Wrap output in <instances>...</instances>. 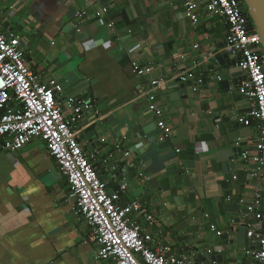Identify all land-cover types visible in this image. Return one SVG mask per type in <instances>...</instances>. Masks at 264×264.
Masks as SVG:
<instances>
[{
	"label": "crops",
	"instance_id": "obj_1",
	"mask_svg": "<svg viewBox=\"0 0 264 264\" xmlns=\"http://www.w3.org/2000/svg\"><path fill=\"white\" fill-rule=\"evenodd\" d=\"M7 8L16 9L13 13L23 17L6 21L1 12ZM79 13L84 15L77 16ZM200 16L198 23L193 24L176 0H0V32L6 35L13 28L18 38L35 37L39 45L47 48L46 54L39 55L32 47L25 58L42 83L51 79L58 81V75L40 63L43 56L52 57L54 65L57 61H66L71 71H79L85 79L94 81L92 89L98 101H92V106L79 114L78 136H87L86 131L95 122L105 120L116 108L127 110L129 115H142L146 119L144 124L153 122L147 134L150 140L154 133L158 134L157 124L162 121L172 131L170 138L177 139L176 145L155 151L148 145L138 144L139 141L127 142L118 148L119 141H116L112 149L125 157L128 164L138 161L137 172L145 178L159 170L182 168V162L191 163L195 177L210 195L222 179L221 172L211 170L215 163L211 159L214 141L219 134L217 122L228 125L224 113L212 114L217 106L208 89H213L219 81L221 71L213 57L219 52L217 46L225 42L227 27L218 17L204 13ZM109 23L113 25L111 30ZM67 25L77 29L73 44L68 43V36L63 32ZM133 61L151 68V73L135 76L131 68ZM212 66L215 71L210 70ZM186 70H192V80L197 84L204 76L208 89L202 85L187 88L186 100L170 101L173 90L169 91L168 87L175 82L170 81L166 90L155 96L159 116L150 112L145 94L150 90L151 81H168ZM69 99L63 92L56 93V101L65 114L69 113ZM237 104L236 111L241 112L237 117L246 116L251 102L244 99ZM257 136L258 124L253 122L250 136L246 138L248 145L243 148L245 153L253 150ZM80 143L89 162L98 165L100 155L89 149V141ZM246 164L248 172L239 174L238 180L247 181L252 187L242 191V199L250 201L255 194L263 193L264 180L252 161ZM106 190L111 189L106 187ZM122 191L131 203L145 204L154 216L152 225L142 217H132L143 231L152 235L155 248H167L171 254L184 257L169 239V230L181 220H170L163 207L151 205L131 191L123 188ZM71 199L67 180L49 158L41 140H33L14 152L1 153L0 264H110L97 259L98 245L90 240V229L77 214ZM245 222H248L246 217L240 218V225ZM203 231L201 227L200 236ZM207 231L217 236V232L224 233L225 227L218 223L217 228L211 225ZM231 238L235 239L234 233ZM239 249L244 254L241 263L254 264L248 252L256 247L251 244Z\"/></svg>",
	"mask_w": 264,
	"mask_h": 264
},
{
	"label": "built area",
	"instance_id": "obj_2",
	"mask_svg": "<svg viewBox=\"0 0 264 264\" xmlns=\"http://www.w3.org/2000/svg\"><path fill=\"white\" fill-rule=\"evenodd\" d=\"M176 1L193 24L204 13L220 18L227 27L224 50L236 57L237 66L245 73L240 94L251 102L250 111L239 117L238 122L244 126L258 124L254 148L243 159L252 161L264 180V55L259 37L248 30L247 13L240 10V0ZM107 26L113 29L112 23ZM24 50L15 34L0 32V154L20 150L36 139L45 143L49 158L67 180L77 214L90 229V240L98 245V260L110 264H194L186 257L174 256L167 248H155L152 235L143 231L132 217H142L148 225L155 223L145 204L133 202L123 207L119 196L106 190L78 136L79 114L90 107L89 103L69 99V113L65 114L56 101V93L60 92L57 81L42 83L26 62ZM131 68L137 77L151 73V68L134 61ZM192 78V70H186L168 81H151L145 94L148 110L159 116L155 104L157 92L165 91L170 81L184 83ZM157 127L162 131L161 140L171 137L172 131L164 122L159 121ZM240 203H245L249 216L244 223L248 228L246 238L257 243L256 249L248 253L254 264H264V192Z\"/></svg>",
	"mask_w": 264,
	"mask_h": 264
},
{
	"label": "water",
	"instance_id": "obj_3",
	"mask_svg": "<svg viewBox=\"0 0 264 264\" xmlns=\"http://www.w3.org/2000/svg\"><path fill=\"white\" fill-rule=\"evenodd\" d=\"M239 8L247 13L248 30L258 35L264 55V0H240ZM15 10L7 8L1 14L6 21L20 20L23 16L14 14ZM9 30L14 34L13 28ZM18 30L19 28L15 32ZM76 30L72 25L64 27L63 32L67 34L69 44L75 43ZM20 40L25 49V58L32 47L39 55L48 52L47 48L38 44L35 37L26 36ZM225 46V42L219 44L217 46L219 52L213 57L221 71L220 80L213 89H208L204 76H201L198 84L194 80L184 83L176 80L168 87L169 91L173 90L169 100L177 101L188 98L187 88L204 86V89H208L209 94L215 98L217 110L212 114L224 113L223 115L227 117V127L217 122L219 134L214 141L215 150L211 159L215 163L211 165V170L214 173L221 172L222 179L217 181L212 194H207L206 188L200 185L191 163L189 165L187 162H182V168L159 170L151 177L145 178L137 172L138 161L128 164L125 157H120L118 152L112 149V143L116 141H119L118 148L127 142L139 141L138 144L148 145L155 151L177 144L176 138L161 140V130L158 134H153V140L147 138L148 129L154 124L153 122L144 124L146 119L142 115H129L127 110L116 108L105 120L95 122L86 131L87 136H79V141H89V149L96 150L100 155L99 164L94 165V168L100 180L111 189L109 193H117L123 207L130 205L131 202L123 195L122 188L131 191L134 196H143L151 205L157 204L163 207L170 220L174 218L181 220L169 230V239L177 245L176 251L183 253L184 257L194 264L199 262L200 264H242L244 254L239 247L251 246V244L257 247L255 241L246 238L248 228L240 225V218L249 217L243 207L245 203H240L242 191L252 188L247 181L238 180L239 174L248 172L246 164L248 161L243 159L245 155L243 148L248 145L246 138L251 133V125L244 126L238 122L237 115L241 112L236 111L237 103L247 99L240 94V85L245 73L237 66L236 57L224 50ZM40 63H44L53 74L58 75L57 84L60 92H63L67 98L88 102L90 106L92 101H98L92 89L94 81L85 79L84 74L79 71H71L66 61H57L54 65L52 57L43 56L40 58ZM210 70L215 71V67L212 66ZM199 71H202L201 68ZM135 145L137 144L133 146ZM138 153L139 149L134 151V157H137ZM246 178L249 180V175ZM134 187L136 191L133 192ZM61 198L65 200L64 196ZM71 201L75 202V199ZM218 223L225 227V231L214 236L207 229H210L211 225L217 228ZM201 227L204 229L202 236L199 235ZM232 233L235 234V239L231 238ZM173 255L178 256V254Z\"/></svg>",
	"mask_w": 264,
	"mask_h": 264
}]
</instances>
